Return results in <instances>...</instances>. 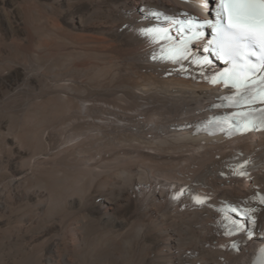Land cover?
Wrapping results in <instances>:
<instances>
[{"label": "bare ground", "instance_id": "1", "mask_svg": "<svg viewBox=\"0 0 264 264\" xmlns=\"http://www.w3.org/2000/svg\"><path fill=\"white\" fill-rule=\"evenodd\" d=\"M183 11L0 0V264L253 263L263 238L225 235L219 207L250 206L264 230V132H194L216 67L153 60L143 34Z\"/></svg>", "mask_w": 264, "mask_h": 264}, {"label": "snow or ice", "instance_id": "2", "mask_svg": "<svg viewBox=\"0 0 264 264\" xmlns=\"http://www.w3.org/2000/svg\"><path fill=\"white\" fill-rule=\"evenodd\" d=\"M205 2L215 3V7L210 8V11L215 13V22L171 20L172 25H178L177 32L181 34L178 41L169 34V28H150L143 32L153 43L168 41L161 48V54L159 56L154 54L152 59L170 61L173 64L191 60L195 65L208 67L213 64L215 58L227 65L222 71L216 72L210 82L212 84L222 82L226 87L230 86L235 90L233 95L223 97L228 107L244 105L248 107L244 111L233 112L224 117H213L198 125L197 131L212 129L232 135L233 131L264 127V107H251L257 102L264 104V0H205ZM204 25H208L211 39L198 45L206 55H196L190 50L189 42L205 39V33L199 30ZM186 31H190V35L185 36ZM179 70H184L183 66ZM221 106L214 105L217 108ZM259 201L264 204V196L259 197ZM204 202L203 199H196L197 204ZM231 211L236 213L238 209L233 207ZM254 211L256 210L244 209L242 215L251 216ZM251 222L254 224L255 220L252 219ZM225 227L227 228L225 235H232L233 230L242 231L244 224L232 220ZM248 235L249 238L252 237L251 232ZM260 253L255 264H264V247L260 248Z\"/></svg>", "mask_w": 264, "mask_h": 264}]
</instances>
